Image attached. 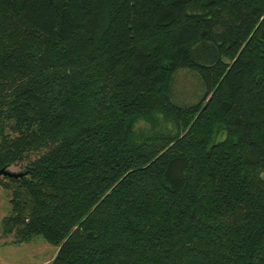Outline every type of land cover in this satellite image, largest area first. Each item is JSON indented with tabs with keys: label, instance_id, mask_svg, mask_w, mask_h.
<instances>
[{
	"label": "trees",
	"instance_id": "trees-1",
	"mask_svg": "<svg viewBox=\"0 0 264 264\" xmlns=\"http://www.w3.org/2000/svg\"><path fill=\"white\" fill-rule=\"evenodd\" d=\"M1 170L50 264H264V0H0Z\"/></svg>",
	"mask_w": 264,
	"mask_h": 264
},
{
	"label": "rangeland",
	"instance_id": "rangeland-1",
	"mask_svg": "<svg viewBox=\"0 0 264 264\" xmlns=\"http://www.w3.org/2000/svg\"><path fill=\"white\" fill-rule=\"evenodd\" d=\"M204 91L203 82L196 73L181 69L174 75L171 100L173 104L180 107L192 106L200 101ZM162 126L172 129L170 124H162ZM147 129L148 126L143 121H139L135 125L134 131L138 133ZM19 170L20 166L9 168V171L14 173ZM9 212V195L0 190V264H42L45 260L51 262L56 254V248L47 244L40 237H34L29 242L21 243L16 241L12 234L5 237L2 235V220L5 218L4 216H8Z\"/></svg>",
	"mask_w": 264,
	"mask_h": 264
},
{
	"label": "water",
	"instance_id": "water-1",
	"mask_svg": "<svg viewBox=\"0 0 264 264\" xmlns=\"http://www.w3.org/2000/svg\"><path fill=\"white\" fill-rule=\"evenodd\" d=\"M0 175L9 176V177H17V176H20V175H16V174H11L9 172H5L3 170L0 171Z\"/></svg>",
	"mask_w": 264,
	"mask_h": 264
},
{
	"label": "crops",
	"instance_id": "crops-1",
	"mask_svg": "<svg viewBox=\"0 0 264 264\" xmlns=\"http://www.w3.org/2000/svg\"><path fill=\"white\" fill-rule=\"evenodd\" d=\"M4 217H6V216H4ZM4 217H3V218H4ZM2 235H3V233H2ZM3 236H4V235H3ZM3 236H2V237H3ZM4 237H5V236H4ZM1 239H3V238H1ZM51 260H52V259H51ZM49 262H50V261L45 260L42 264H47V263H49Z\"/></svg>",
	"mask_w": 264,
	"mask_h": 264
}]
</instances>
